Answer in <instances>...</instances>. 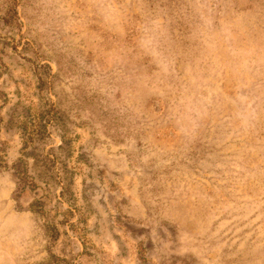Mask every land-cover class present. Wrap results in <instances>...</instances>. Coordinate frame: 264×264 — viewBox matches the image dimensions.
Segmentation results:
<instances>
[{
	"label": "rangeland",
	"instance_id": "obj_1",
	"mask_svg": "<svg viewBox=\"0 0 264 264\" xmlns=\"http://www.w3.org/2000/svg\"><path fill=\"white\" fill-rule=\"evenodd\" d=\"M0 264H264V0H0Z\"/></svg>",
	"mask_w": 264,
	"mask_h": 264
},
{
	"label": "trees",
	"instance_id": "obj_2",
	"mask_svg": "<svg viewBox=\"0 0 264 264\" xmlns=\"http://www.w3.org/2000/svg\"><path fill=\"white\" fill-rule=\"evenodd\" d=\"M48 68V66H47ZM39 84L43 85L44 81L38 78ZM24 121H18L17 125L21 128L24 133V142L23 144L31 143L32 141L44 140L48 138L49 134L47 131V125L50 123H54L59 119V116L56 112L55 107L53 104L47 100H42L40 102L39 109L31 112L29 107H24ZM25 147V146H24ZM41 160L46 163H52L54 160L48 155L45 154L41 156ZM20 161V160H19ZM20 165V164H19ZM15 167V174H16V184L19 189H22L27 184V173L23 168Z\"/></svg>",
	"mask_w": 264,
	"mask_h": 264
}]
</instances>
